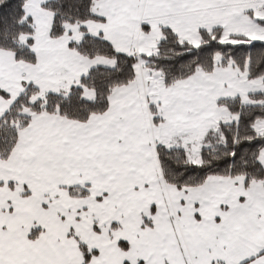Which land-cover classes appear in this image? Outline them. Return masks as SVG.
Listing matches in <instances>:
<instances>
[{
  "label": "snow or ice",
  "instance_id": "1",
  "mask_svg": "<svg viewBox=\"0 0 264 264\" xmlns=\"http://www.w3.org/2000/svg\"><path fill=\"white\" fill-rule=\"evenodd\" d=\"M0 264H264V0H0Z\"/></svg>",
  "mask_w": 264,
  "mask_h": 264
}]
</instances>
